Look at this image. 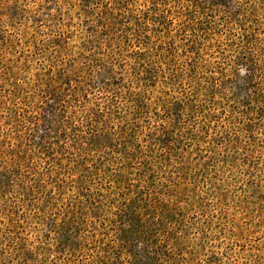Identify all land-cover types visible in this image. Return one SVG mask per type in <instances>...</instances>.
<instances>
[{"label":"rangeland","instance_id":"obj_1","mask_svg":"<svg viewBox=\"0 0 264 264\" xmlns=\"http://www.w3.org/2000/svg\"><path fill=\"white\" fill-rule=\"evenodd\" d=\"M107 1L100 0L104 4ZM196 1L202 3L197 14L191 13L192 9L188 7L190 12L169 18L174 22L169 27L175 34L173 41L182 54L184 47L180 40L184 38L183 34H194L191 27H181L183 24L209 22L204 31L196 27L197 37L205 33L211 36V27L221 33L227 25L231 32L242 29L239 31L242 33L244 29L252 38L243 43L239 53L238 41H231L229 34L216 35L217 41L212 45L200 39V56L207 61V67L196 72V87L198 90L199 86L205 88V79L201 77L212 74L211 82L219 86L218 105L210 108L209 100L202 95L206 100L203 110L182 109L184 102L179 98L186 96L187 91L183 77L174 87L163 85L166 94L163 92L154 98L166 101L165 98H169L168 108L156 107L153 98L149 114L142 117L132 138L137 136L136 145L158 138L170 146L167 155L165 150L163 155L157 146L151 148L148 156L161 161L160 166L168 178L160 191L163 208L176 210V216L174 212L167 214L170 220L177 222L167 244L172 250L171 264H264V119L258 122L255 117L246 118L240 109L229 106L234 97L248 104L249 86L252 85L249 72L253 70V62L258 60L260 69H264V0ZM151 3L152 0H132L127 17L135 23L137 8L151 11ZM208 6L212 8L210 21L201 15ZM253 6L254 12L247 13ZM87 7L83 0H0V264H60L57 260H66L64 254L59 253L63 243L75 238L69 236L73 234L72 226L77 227L75 232L84 238L78 240L79 249L71 256L69 264H94L90 261L96 253L101 257L106 254L105 259L110 262L118 260L116 264H126L128 260L130 264L159 263L151 244L146 243L147 235L139 229V222L143 221L140 215L147 213V219L152 220V214L141 212L140 202L135 198L127 203L117 195L118 190H103L104 183L100 187L87 184L84 188L89 186L93 194L83 202L67 186L59 193L64 196L62 201L57 200L59 196H55L56 200L48 198L49 202L37 209L30 202L20 201L30 193L22 188L39 190L35 197L49 194L52 187L56 192L60 184L47 180L46 168L51 164L42 163L40 157L44 156L38 153L21 159L22 163L25 159L24 165L30 166L28 169L21 163V176L15 175V168L10 170L12 174L6 170L18 150L27 151L22 144L26 140L33 144H41L43 140L55 143L59 153L48 151L47 155L55 157V162L60 161L64 166L65 158L73 152L74 148L70 147L61 152L60 149L67 143H75L73 133L79 130L78 120L72 118L71 104L61 110L58 100L61 97L42 101L38 95L42 78L38 76L46 72L44 68L51 51L43 55L38 52H43L44 46L47 51L55 41L59 42L58 36L71 32L75 39L70 42L69 49L72 55H77L79 46L89 35L88 22L94 20V16H84ZM112 7L115 9L116 6ZM164 7L179 11L173 2L160 6V11ZM114 14L115 22H119L121 18L116 12ZM135 28L140 29V26ZM72 55L63 58L71 63ZM186 74L191 76L192 73ZM105 78H108L107 74L100 73L96 85ZM228 93L233 96L225 99L229 102L225 105L220 96ZM99 101L102 102L96 99L97 103ZM186 105L194 106L193 102H186ZM202 115H206L205 120L201 119ZM248 118L254 123L250 124ZM38 120L39 123L34 125ZM87 139L89 149L98 153L106 151V154L108 150L105 149L112 145V136L107 133ZM21 144L23 146L19 148ZM35 170L40 176L35 175ZM130 191L132 194L138 189L133 186ZM70 194L81 201L75 223L71 221L72 226L67 222L59 227V235L54 237L50 233L54 224L64 215L69 220L73 216L66 212Z\"/></svg>","mask_w":264,"mask_h":264},{"label":"trees","instance_id":"obj_2","mask_svg":"<svg viewBox=\"0 0 264 264\" xmlns=\"http://www.w3.org/2000/svg\"><path fill=\"white\" fill-rule=\"evenodd\" d=\"M131 1L108 0L104 4L100 0H83L85 5H88L87 11H84V16H94V20L88 22V25H90L89 35L86 36V41L79 46L77 55H72L69 49L70 42L75 39L71 32H68L67 35L58 36L60 38L59 42L55 41L53 45L47 48V51L45 50L46 46H44L43 52H38V55H43V53L51 51L48 53L47 66L44 68L46 72L38 76L42 77L38 87V95H40L42 101L51 97L54 100L58 96L61 97L58 99L61 110H66L67 105L71 104L72 118L78 120L77 128L79 130L73 133V142L75 143L73 145L67 143L60 149L61 152L69 147L74 148L70 156L65 158V166L60 161L59 163L55 162L57 160L55 157L47 155L48 151L59 153V150L55 148V143L43 140L41 144H33L26 140L22 144L27 147V151L18 150L16 152L13 149L16 153L9 160V166L6 170L9 171V174H12L15 168V175L21 176L19 170L22 163L21 159L26 156L32 157L38 153L40 156H44L40 157L42 163L51 164L48 168L45 167L49 173L47 180L49 183L57 182L56 184H60L59 187L57 186L56 192L52 187L49 194L35 197L39 194V190H35L33 187L22 188L25 191H30V193L26 198L22 197L20 201L23 203L30 202L37 209L40 208L39 205L49 202L48 198L54 200L55 196H59L57 200L62 201L64 196L59 193L64 191L67 186L83 202L87 201H84L85 198H89L93 194L89 186L84 188V185L87 184L100 187L104 183L103 190L110 192L118 190L119 194L117 193V195L127 203L135 198L137 202H140L141 212L147 211L153 217L152 220H149L147 219V213L140 215L143 217V221L139 222V229L147 235L146 243L151 244L153 252L158 258V264H171L172 250L167 247V244L172 238V230L176 227L177 222L175 223V219L170 220L167 214L174 212L176 216V210L171 205V208H163L161 189L162 184L168 178L165 176V170H162L163 166H160L161 161L157 162V159L154 160V158L148 156L151 148L157 146L160 147L163 155L164 150L167 155L170 146L158 138L148 139L144 141L143 145L140 143V145H136L137 136L132 138L134 129L142 122V117L149 114L150 103L155 95H161L163 92L166 94L164 88H162L163 85L174 87L178 83V79L183 77L187 82L185 88L187 91L186 96L179 98L180 102H184L182 103V109L195 108L194 110H203L206 100L202 98V95L209 100L208 105H211L210 108L216 107L219 103V100L216 99L218 97L216 94H219V86L217 83L215 85V82H211L213 80L212 74H210L211 77H201L202 80L205 79V88L202 89L198 85V90L196 87L198 84L195 82L196 72L207 67V61L200 56L202 51V47L198 46L200 45V39L209 41V44L212 45L217 41L215 39L216 35L229 34L232 36L231 41H238L236 47L238 52L242 50L243 43L252 37L245 34L244 29L242 33L239 32L242 29L231 32V28L227 25L224 26L225 30H222L221 33H217L216 28L211 27L210 30L213 33L211 36L205 33L204 36L197 37L195 35L196 27L197 30L204 31L209 22L207 24L201 21L191 26L183 24L181 27H191L194 34H183L185 36L180 40L184 47L182 54L180 47L173 41L175 34L169 27L174 22L173 19L169 18L173 15L174 17L181 16L185 12H190L188 11L190 7L192 9L191 13L194 11L197 14V12H200L202 3L196 0H152L149 8L151 11L147 10L145 12L137 8L138 17L133 23L131 18L127 17V13L132 9V5L130 6L131 9L129 8ZM169 2L176 4L179 11L173 12L171 7H164L160 11V6H165ZM186 2H188L187 5H184L183 3ZM112 6H116L115 9ZM184 7H187V10ZM254 7L248 8L247 13L252 14ZM204 9L206 10H203L201 15L206 16L205 20L210 21L212 15L209 13H212V8L208 6ZM115 12L121 18L119 22H115ZM229 18L228 16L227 19ZM135 26H140V29L135 28ZM71 55L73 57L71 63L64 60L63 56ZM222 56L223 54L220 55V57ZM60 57H62V60ZM179 60L180 62L183 60L182 63ZM256 61L253 62V70L249 72L252 85L249 86L248 104H244L235 97L231 100L233 104H229L225 99L233 96L230 93L225 94L222 98L220 96V99L225 101V105L229 104L232 108L240 109L242 116L246 118L255 117V120L257 118L260 122L264 119V69H260L261 64L258 60ZM177 67L178 69H176ZM100 73L107 74L108 78L100 82V85H96V78ZM186 73L192 74L190 76ZM96 99L102 102L97 103ZM154 99L156 100L153 104L156 107L168 108L169 98H165L167 101L157 97ZM186 102H193L194 106H187ZM201 119L205 120L206 115H202ZM39 121L34 122V125L38 124ZM248 122L250 124L254 123L250 118H248ZM106 133L112 136V145L110 148L105 149L108 150L106 154V151L98 153L89 149L90 145L86 141L89 136ZM45 138H49V136ZM22 144L18 145L19 148L23 146ZM46 147L48 148L45 149ZM46 150L47 152H45ZM24 161L23 165L26 163ZM55 166L58 167L55 168ZM61 166L64 167L61 169ZM24 167L30 169V166L24 165ZM12 168L13 170L10 172ZM58 168L60 170H57ZM35 171V175L40 176V172ZM131 177L134 178L130 179ZM53 178H56V180H52ZM129 185L131 187L136 186L138 191L130 194L131 187ZM157 187H159V190ZM139 193H141V196ZM70 196V203L66 212L73 216L69 220L67 215H64L60 222L54 224L50 232L54 234V237L59 235L57 231L60 230L59 227L67 224V222H70L71 226L72 222L75 223L74 219L79 212L78 206H80L78 204L81 201H78L73 194H70ZM65 199L67 201L68 196ZM146 208L147 210H144ZM76 228L72 226L73 234L69 236H75V238L66 240L62 245L63 250H59L53 245L54 249L61 251L59 253H63L66 259L57 260L60 264L71 263V256L77 253V249H79L78 240L84 238L75 232ZM160 235L161 237L158 239ZM41 249L46 252L45 248ZM114 254L116 255V253ZM117 254L120 257L121 252ZM105 255L101 257L96 253L92 255L90 262L94 264L118 263L116 259L114 262L105 259ZM119 264H122V262H119ZM126 264H130V261L128 260Z\"/></svg>","mask_w":264,"mask_h":264}]
</instances>
